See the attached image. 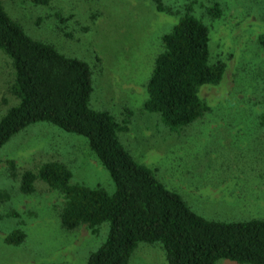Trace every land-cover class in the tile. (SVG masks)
Instances as JSON below:
<instances>
[{
	"label": "rangeland",
	"instance_id": "1",
	"mask_svg": "<svg viewBox=\"0 0 264 264\" xmlns=\"http://www.w3.org/2000/svg\"><path fill=\"white\" fill-rule=\"evenodd\" d=\"M162 1L170 11L157 10L152 0H1L32 37L89 63V105L109 110L120 125L125 120L118 132L124 147L194 211L220 220L264 218V129L255 116L264 94V51L257 42L264 31V0H218L216 18L204 13L210 0ZM189 1L207 24L211 60H222L224 70L218 83L199 87L209 110L171 131L141 106L160 35ZM11 78L9 58L0 50V115L16 102ZM10 159L15 175L8 171ZM52 159L67 165L72 181L112 189L84 136L45 121L11 135L0 145V189L9 193L0 203V264H83L104 239L105 222L96 233L84 224L62 229L61 195L44 182L36 180L30 193L19 191L21 170ZM13 228L25 235L18 244L3 240ZM126 264L167 262L159 243L139 242ZM215 264L248 263L219 258Z\"/></svg>",
	"mask_w": 264,
	"mask_h": 264
},
{
	"label": "trees",
	"instance_id": "2",
	"mask_svg": "<svg viewBox=\"0 0 264 264\" xmlns=\"http://www.w3.org/2000/svg\"><path fill=\"white\" fill-rule=\"evenodd\" d=\"M29 1L45 4L48 0ZM152 2L157 10H171L162 0ZM192 9L189 1L171 28L160 35V49L145 82L142 109L156 113L171 131L188 126L209 110L199 87L218 83L224 70L222 60H211L207 24ZM204 13L219 17L218 0L204 5ZM257 42L264 51V31ZM0 50L12 67L9 91L16 98L0 115V145L28 124L45 121L84 136L112 181L111 190L72 181L71 170L55 159L19 172L20 192H32L34 182L40 180L61 195L57 217L62 229L84 224L96 233L106 223L104 239L83 264H126L139 242L159 243L167 264H215L219 258L264 264V218L220 220L194 211L178 191L168 188L124 147L118 132L126 128L125 120L120 125L109 110L89 105V63L32 37L1 0ZM259 105L256 121L264 129V94ZM8 168L15 175L11 159ZM8 197V191L0 189V203ZM24 236L21 229L13 228L3 240L18 244Z\"/></svg>",
	"mask_w": 264,
	"mask_h": 264
}]
</instances>
